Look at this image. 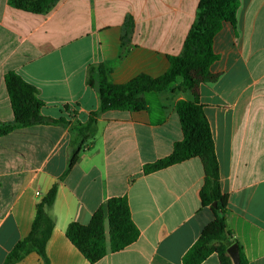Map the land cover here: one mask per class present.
Returning a JSON list of instances; mask_svg holds the SVG:
<instances>
[{
    "label": "crops",
    "instance_id": "obj_1",
    "mask_svg": "<svg viewBox=\"0 0 264 264\" xmlns=\"http://www.w3.org/2000/svg\"><path fill=\"white\" fill-rule=\"evenodd\" d=\"M200 0H60L46 14L0 0V122L14 113L5 78L34 85L42 114L69 122L18 128L0 137V264L31 231L37 203L58 184L49 209L55 227L49 264H91L66 236L72 222L87 224L112 197L128 200L140 231L136 242L108 251L96 264H183V257L214 216L203 207L199 158L144 173L183 139L177 112L190 91L145 94L146 110H109L95 136L69 167L77 123L100 107L89 69L104 64L124 84L140 74L163 75L169 56L183 52ZM131 21L130 45L122 36ZM213 82L198 89L210 123L220 184L228 196L227 224L250 264H264V0H240L236 23L214 38ZM178 84L174 85L176 88ZM106 233L109 246L108 225ZM16 264H44L36 253ZM202 264H220L212 254Z\"/></svg>",
    "mask_w": 264,
    "mask_h": 264
},
{
    "label": "trees",
    "instance_id": "obj_2",
    "mask_svg": "<svg viewBox=\"0 0 264 264\" xmlns=\"http://www.w3.org/2000/svg\"><path fill=\"white\" fill-rule=\"evenodd\" d=\"M58 1L60 0H10V4L20 10L46 14ZM239 6L240 0H200L183 52L178 56L168 57V70L159 77L140 74L124 84H115L111 80L112 71L109 67L104 64L92 66L89 69L88 83L98 89L100 107L90 115L87 123H77L74 128L77 144L70 157V168L78 161L84 144L95 136L97 117L100 114L109 110H146L144 96L150 92L171 89L173 92L190 91L193 94V100H180L177 103L183 139L174 144L170 155L146 164L143 168L144 173L150 174L192 158L202 161L204 183L200 191L201 204L211 209L214 218L184 255L183 264H202L212 254L218 255L220 264H233L227 253L228 247L235 243L227 224L228 196L221 188L212 131L200 104L198 89L201 84L213 82L217 78L211 72L212 64L218 59L214 51V38L226 23H236ZM132 30L133 23L129 21L122 36L120 57L125 55L130 45ZM5 82L14 120L0 122V137L15 129L38 124H69L67 120H57L42 114L44 103L38 97V90L34 85L15 73L7 74ZM176 84V88H173ZM57 191L58 184H54L37 203L30 233L14 246L3 264H16L32 252H36L44 264H49L46 246L55 221L48 211L56 200ZM66 236L91 264H96L107 255L109 249L119 252L132 245L139 238L140 231L132 219L128 200L125 197H112L106 206L100 207L93 214L89 223H70ZM240 264H250L241 249Z\"/></svg>",
    "mask_w": 264,
    "mask_h": 264
},
{
    "label": "water",
    "instance_id": "obj_3",
    "mask_svg": "<svg viewBox=\"0 0 264 264\" xmlns=\"http://www.w3.org/2000/svg\"><path fill=\"white\" fill-rule=\"evenodd\" d=\"M227 253L230 256L233 264H240V248L237 243H234L229 246L227 249Z\"/></svg>",
    "mask_w": 264,
    "mask_h": 264
}]
</instances>
